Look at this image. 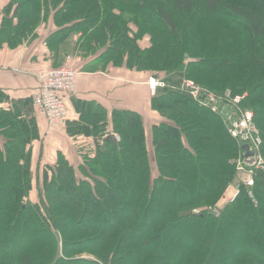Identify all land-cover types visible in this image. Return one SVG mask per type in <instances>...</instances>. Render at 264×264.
<instances>
[{"label": "trees", "instance_id": "1", "mask_svg": "<svg viewBox=\"0 0 264 264\" xmlns=\"http://www.w3.org/2000/svg\"><path fill=\"white\" fill-rule=\"evenodd\" d=\"M123 1L8 0L0 11V49L50 25L45 71L74 53L77 74L107 65L142 74L156 114L147 124L135 110L97 105L99 125L74 126L79 164L59 157L35 182L32 131L0 109V264H264V172L255 171L256 202L243 185L218 216L207 210L244 145L220 114L175 89L190 78L247 93L264 155V0ZM161 70L167 86L151 95L146 81Z\"/></svg>", "mask_w": 264, "mask_h": 264}, {"label": "crops", "instance_id": "2", "mask_svg": "<svg viewBox=\"0 0 264 264\" xmlns=\"http://www.w3.org/2000/svg\"><path fill=\"white\" fill-rule=\"evenodd\" d=\"M6 2L8 0H0V11ZM51 31L53 27L50 25H40L35 39L16 48L0 49V91L4 94L0 99V109L4 115L16 113L18 119L26 122L27 129L32 131L30 167L35 182L41 175V167L53 165L59 157L66 158L73 166L79 164L77 143L84 139L80 135L83 133L79 134L74 126L90 131L99 125L100 116H95L97 112L94 111L97 105L108 113L114 109L135 110L147 124L156 119L144 75L128 73L109 65L95 71L77 68L75 90L65 98L68 109L65 129L47 132L46 121L34 111L33 97L40 85L38 72L52 66L42 40ZM78 36L79 33L74 34L73 39ZM66 56L72 58L68 62L71 65H81L76 62L74 53L65 57L61 55L59 61L62 64L66 63Z\"/></svg>", "mask_w": 264, "mask_h": 264}, {"label": "built area", "instance_id": "3", "mask_svg": "<svg viewBox=\"0 0 264 264\" xmlns=\"http://www.w3.org/2000/svg\"><path fill=\"white\" fill-rule=\"evenodd\" d=\"M66 59L72 60L70 56H66ZM76 75L77 72L71 64L38 72L40 85L33 97V107L35 113L46 121L47 132L65 129L68 115L65 98L75 90ZM146 84L151 95L155 94L157 88L167 86L164 79L152 75L149 76ZM175 89L188 94L199 105L220 114L228 133L252 152L251 156H247L244 149L241 154L229 161L236 170L235 177L224 191L220 201L208 206L207 210L218 216L223 204L232 202L243 185L249 188L248 195L256 202L252 191L255 184L254 175L256 170L264 172V155L261 151V136L254 123L253 113L242 107L246 94L234 95L228 89L222 94L215 93L189 78L182 79ZM114 136L116 141L120 140L119 135L114 133ZM202 210L203 208H195L194 212L198 213Z\"/></svg>", "mask_w": 264, "mask_h": 264}, {"label": "rangeland", "instance_id": "4", "mask_svg": "<svg viewBox=\"0 0 264 264\" xmlns=\"http://www.w3.org/2000/svg\"><path fill=\"white\" fill-rule=\"evenodd\" d=\"M258 1H260V0H258ZM124 5H125V3H127L126 2V0L125 1H123L122 2ZM127 4H129V3H127ZM130 6H128L127 5V7H130V8H132V5L131 4H129ZM198 23V22H197ZM186 62V61H185ZM167 70H161L160 72H155V74L154 75H156L157 77H160V78H164V77H166L167 75H166V72ZM151 76V75H150ZM152 76H153V74H152ZM168 76H169V74H168ZM190 79V78H189ZM243 94H247V93H243ZM249 110V109H248ZM253 113V112H252ZM254 120V119H253ZM254 123H255V121H254ZM256 124V123H255ZM257 126V125H256ZM258 128V127H257ZM259 131V130H258ZM35 194V193H34ZM224 194V193H223ZM223 194H222V196H223ZM221 196V197H222ZM220 197V198H221ZM220 198H219V200L216 202V203H218L219 201H220ZM37 199H38V197H37ZM36 199V200H37ZM30 200H31V202H34L35 201V199H32V197L30 198ZM200 208H203V207H200ZM193 212H194V209H193ZM196 213V212H195ZM16 242H18V240H16ZM59 246H61V243H60V241H59ZM85 255H87V254H85Z\"/></svg>", "mask_w": 264, "mask_h": 264}, {"label": "water", "instance_id": "5", "mask_svg": "<svg viewBox=\"0 0 264 264\" xmlns=\"http://www.w3.org/2000/svg\"><path fill=\"white\" fill-rule=\"evenodd\" d=\"M105 139H106V140L111 139V140H113L114 142H116V140H115V136H114V133H110V134H108V135L106 136ZM244 149L246 150V155H247V156H251V155H252V152L248 151L246 146H244Z\"/></svg>", "mask_w": 264, "mask_h": 264}]
</instances>
